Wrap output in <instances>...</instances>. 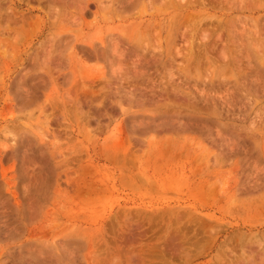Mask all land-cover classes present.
I'll use <instances>...</instances> for the list:
<instances>
[{
    "label": "rangeland",
    "instance_id": "1",
    "mask_svg": "<svg viewBox=\"0 0 264 264\" xmlns=\"http://www.w3.org/2000/svg\"><path fill=\"white\" fill-rule=\"evenodd\" d=\"M263 234L264 0H0V264H264Z\"/></svg>",
    "mask_w": 264,
    "mask_h": 264
},
{
    "label": "bare ground",
    "instance_id": "2",
    "mask_svg": "<svg viewBox=\"0 0 264 264\" xmlns=\"http://www.w3.org/2000/svg\"><path fill=\"white\" fill-rule=\"evenodd\" d=\"M168 1H171V0H168ZM220 1V0H219ZM228 1V0H227ZM248 1V0H247ZM130 2V1H129ZM179 2V1H178ZM206 2V1H205ZM251 2V1H250ZM105 3V2H104ZM233 3V2H232ZM106 4V3H105ZM197 4V3H196ZM202 4V3H201ZM211 4H213V3H211ZM215 4H216V2H215ZM235 4H236V2H235ZM102 5V4H101ZM176 5V4H175ZM183 5H186V4H183ZM209 5V4H208ZM239 5V4H238ZM170 6V5H169ZM178 6V5H177ZM190 6H193V5H191V4H189V5H186V8H190ZM211 6V5H210ZM213 6V5H212ZM104 7H106V5L104 6ZM209 7V6H208ZM249 7V6H248ZM194 8V7H193ZM204 8V7H203ZM217 8V7H216ZM233 8V7H232ZM101 9V8H100ZM103 10V9H102ZM182 10V9H181ZM189 10V9H188ZM59 11V10H58ZM65 11V10H64ZM59 13V12H58ZM105 13V12H104ZM172 13V12H171ZM189 14V13H188ZM67 15V14H66ZM107 15V14H106ZM179 15H181V14H179ZM139 16V15H138ZM195 16V15H194ZM179 17V16H178ZM178 17H176V18H178ZM181 17V16H180ZM66 19V18H65ZM57 20V19H56ZM176 22V21H175ZM186 22H188V21H186ZM198 22V21H197ZM227 22V21H226ZM206 23V22H205ZM160 24V23H159ZM256 24V23H255ZM167 25V24H166ZM179 25V24H178ZM215 25V24H214ZM172 26V25H171ZM156 27V26H155ZM211 27V26H210ZM232 27V26H231ZM172 28V27H171ZM219 28V27H218ZM155 29V28H154ZM167 28H165V30H166ZM176 29H177V27H176ZM209 30V29H208ZM217 30V29H216ZM253 30V29H252ZM150 31V30H149ZM158 31V30H157ZM172 31V30H171ZM168 32V31H167ZM188 32V31H187ZM209 32V31H208ZM139 33V32H138ZM156 33V32H155ZM157 33H159V32H157ZM168 33H170V32H168ZM209 34V33H208ZM213 34V33H212ZM239 34V33H238ZM256 34V33H255ZM157 35V34H156ZM159 35H160V33H159ZM220 35V34H219ZM161 36V35H160ZM169 36H170V34H169ZM191 36V35H190ZM192 37V36H191ZM221 37V36H220ZM219 37V38H220ZM172 38V37H171ZM203 39V38H202ZM158 40V39H157ZM167 40V39H166ZM262 42V41H261ZM241 43V42H240ZM91 44V43H90ZM168 44V43H167ZM254 44V43H253ZM92 45V44H91ZM189 46V45H188ZM191 48V47H190ZM236 48V47H235ZM161 49V48H160ZM198 49V48H197ZM190 51V50H189ZM226 51V50H225ZM191 52V51H190ZM171 53V52H170ZM223 53V52H222ZM242 54V53H241ZM188 55V54H187ZM180 56V55H179ZM185 56V55H184ZM225 56V55H224ZM227 56V55H226ZM225 56V57H226ZM195 58V57H194ZM212 59V58H211ZM192 60V59H191ZM241 61V60H240ZM249 61V60H248ZM214 62V61H213ZM184 63V62H183ZM216 63V62H215ZM205 64V63H204ZM182 65V64H181ZM203 66V65H202ZM232 69V68H231ZM246 69V68H245ZM121 70V69H120ZM185 71V70H184ZM232 73V72H231ZM233 75V74H232ZM214 76H215V74H214ZM196 77V76H195ZM127 78V77H126ZM197 78V77H196ZM131 79V78H130ZM261 81V80H260ZM152 87V86H151ZM145 88V87H144ZM144 90V89H143ZM152 91V90H151ZM153 92V91H152ZM173 100V99H172ZM263 109V108H262ZM258 112V111H257ZM210 113V112H209ZM140 125V124H139ZM261 125H263V124H261ZM31 127V126H30ZM22 129V128H21ZM240 130V129H239ZM176 134V133H175ZM190 140V139H189ZM188 140V141H189ZM227 142V141H226ZM141 144V143H140ZM197 146V145H196ZM201 147V146H200ZM144 148V147H143ZM167 148V147H166ZM169 148V147H168ZM171 149H172V147H171ZM125 154H127L126 152H125ZM207 156V155H206ZM130 160V159H129ZM131 160H133V159H131ZM128 161V160H127ZM130 163V162H129ZM134 164V163H133ZM228 164V163H227ZM257 166V165H256ZM259 167V166H258ZM231 170V169H230ZM231 176V175H230ZM140 178V177H139ZM219 178V177H218ZM86 179V178H85ZM211 180V179H210ZM145 181V180H144ZM155 183V182H154ZM152 185V184H151ZM258 185V184H257ZM209 189H211V188H209ZM243 189V188H242ZM87 191V190H86ZM219 193V192H218ZM210 195V194H209ZM215 195V194H214ZM235 195V194H234ZM235 202V201H234ZM246 202V201H245ZM245 204V203H244ZM237 207V206H236ZM181 213V212H180ZM183 213V212H182ZM182 215V214H181ZM166 216V215H165ZM195 219V218H194ZM198 219V218H197ZM194 221V220H193ZM192 221V222H193ZM198 221V220H197ZM197 221H194V223H196ZM175 222H176V220H175ZM180 221L178 220V223H179ZM177 223V222H176ZM198 223V222H197ZM199 225L201 224V222L200 223H198ZM175 225V224H174ZM179 225V224H178ZM177 225V226H178ZM191 225V224H190ZM194 225V224H193ZM202 225V224H201ZM195 226V225H194ZM203 226V225H202ZM180 227H181V225H180ZM180 227H179V229H180ZM190 227V226H189ZM174 228V227H173ZM207 228V227H206ZM178 228L177 229H175V231L177 232V233H179L177 230H179ZM169 230V229H168ZM191 230V229H190ZM204 230V229H203ZM174 231V232H175ZM196 232V231H195ZM203 232H205V230L203 231ZM207 233V232H206ZM175 235H176V233H174ZM185 234V233H184ZM183 234V235H184ZM204 234V233H203ZM194 235V234H193ZM213 235V234H212ZM264 235V234H263ZM262 235V236H263ZM256 236H258L257 234H256ZM255 236V237H256ZM238 237H239V235H238ZM247 237V236H246ZM212 238V237H211ZM257 238V237H256ZM263 238H264V236H263ZM188 239V238H187ZM232 239H233V237H232ZM250 239V238H249ZM255 239V238H254ZM262 239V238H261ZM261 239H257V240H255V241H257V242H259ZM132 240V239H131ZM134 240V239H133ZM173 240V239H172ZM189 240V239H188ZM209 240V239H208ZM207 240V241H208ZM231 240V239H230ZM243 239H241V242H243L242 241ZM244 240H245V238H244ZM174 241H175V239H174ZM191 241V240H190ZM235 241H237V239H235ZM234 241V242H235ZM254 241V242H255ZM166 242V241H165ZM170 242H172V241H170ZM169 242V243H170ZM263 242L264 241H262V243L260 242V244H263ZM195 243V242H194ZM230 243V242H229ZM246 243V242H245ZM245 243H243V244H245ZM127 244V243H126ZM223 244V243H222ZM239 244V243H238ZM241 244L242 243H240V246H241ZM252 244H253V242H252ZM257 244V243H256ZM259 244V243H258ZM169 245V244H168ZM225 245V244H224ZM174 246V245H173ZM172 246V247H173ZM261 246H263V245H261ZM260 246V247H261ZM150 247V246H149ZM175 247V246H174ZM131 248V247H130ZM143 248V247H142ZM224 248V247H223ZM234 249H236V247L234 248ZM146 250V249H145ZM148 250V249H147ZM146 250V251H147ZM162 250V249H161ZM170 250V249H169ZM225 250V249H224ZM241 250V249H240ZM264 250V249H263ZM177 251V250H176ZM186 251V250H185ZM245 251L246 252H248V250L247 249H245ZM118 252H119V250H118ZM142 253H143V251H141ZM167 251H165V253H166ZM171 252V251H170ZM223 252V251H222ZM224 252H226V250L224 251ZM228 252V251H227ZM238 252V251H237ZM141 253V254H142ZM147 253V252H146ZM164 253V254H165ZM175 253V252H174ZM163 254V255H164ZM169 254V253H168ZM241 254V256H243V254H244V250L242 251V253H240ZM170 255H172V254H170ZM218 255H220L219 253H218ZM226 255V254H225ZM249 255V254H248ZM232 256V255H231ZM234 256V255H233ZM247 256V255H246ZM251 256H253V255H251ZM217 257V256H216ZM215 257V258H216ZM250 256H248L247 258H249ZM260 257V256H259ZM262 257H264V251L262 252ZM170 258V257H169ZM224 258V257H223ZM226 258H227V256H226ZM231 258H233V257H231ZM242 258V257H241ZM228 259V258H227ZM237 259H239L238 258V255H237ZM250 259V258H249ZM261 259V258H260ZM224 260V259H223ZM241 260V259H240ZM230 260H228V262H229ZM236 261V260H235ZM243 261V260H242ZM248 261V260H247ZM251 260H249V262H250ZM224 262H226L225 260H224ZM233 262V261H232ZM252 262V261H251ZM254 262H256V261H254ZM237 263H238V261H237ZM241 263V262H240ZM253 263V262H252ZM123 264V263H122ZM229 264H230V262H229ZM251 264V263H250Z\"/></svg>",
    "mask_w": 264,
    "mask_h": 264
}]
</instances>
